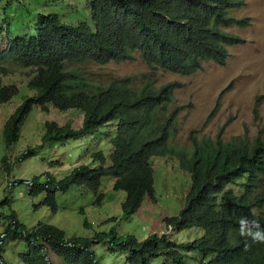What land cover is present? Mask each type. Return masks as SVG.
<instances>
[{"label":"trees","instance_id":"16d2710c","mask_svg":"<svg viewBox=\"0 0 264 264\" xmlns=\"http://www.w3.org/2000/svg\"><path fill=\"white\" fill-rule=\"evenodd\" d=\"M245 1L88 0L92 22L66 24L59 14L50 12L41 16L36 36L1 39L0 75L12 72L9 64L29 69L24 74L30 75L28 87L34 91L3 126L1 134L8 150L19 140L35 105L44 112L52 105L60 110L78 109L84 115L79 128L45 121L42 143L21 153L17 162L37 154L49 142L82 139L107 125L115 128L109 157L102 150L97 151L92 156L97 165H77L61 179L50 172H46L45 180L35 176L28 182L30 195L44 193L41 203L56 212L57 192L84 185L97 195L99 203L104 198L100 192L102 180L112 177L114 189L126 191L122 209L131 218L146 198L157 201L152 157L171 156L190 174L191 187L185 207L177 215L165 216L164 222L167 227L181 230L200 227L203 235L192 242L178 243L166 232L138 239L134 235L120 236L112 229L110 234L96 233L94 239L100 242L109 238L117 245L113 250L122 254L127 264H182L181 251L204 252L207 258L216 254L235 263L240 258L234 253L261 255L263 247H245L239 223L250 220L254 210L262 206L261 200L252 198V185L264 173V142L258 140L254 144L257 138L251 142L244 137L226 141L224 126L215 138L199 137L193 130L190 147L175 144L172 140L177 134L178 109L168 112V107L180 82L158 86L146 80L135 87L134 76L115 78L110 83L92 81L80 66L76 67L92 62L134 61L137 55L154 70L183 76L202 70L207 62L225 65L228 47L244 41L229 28L250 25L249 17L233 14ZM18 93L16 84H4L0 79V104ZM0 162L6 171L12 169L7 154ZM17 183L20 182L12 181L9 190ZM239 185L244 190L240 191ZM11 202L6 193L0 199V207ZM0 217L8 220L0 234V264H9L5 258L7 244L19 241L27 245L26 250L19 252L26 264H57L53 257L63 264H99L88 238L68 237L64 229L44 222L29 228L13 209L0 210ZM225 261L215 259L210 264Z\"/></svg>","mask_w":264,"mask_h":264},{"label":"rangeland","instance_id":"374dc122","mask_svg":"<svg viewBox=\"0 0 264 264\" xmlns=\"http://www.w3.org/2000/svg\"><path fill=\"white\" fill-rule=\"evenodd\" d=\"M50 12L59 14L66 24L77 25L83 20L92 22L88 0H0V40L36 36L41 15ZM233 14L249 17L250 25L229 28L244 41L228 47L229 57L225 65L207 62L202 70L183 76L162 69L154 70L137 55L134 61L92 62L76 64V67L80 66L79 69L92 81L110 83L115 78L134 76L135 87L142 86L146 80L157 85L180 82L182 85L175 91L174 102L168 107V112L178 109L177 134L172 140L175 144L190 147L189 136L193 130L199 137L215 138L225 124V140L238 135L249 140L264 136V0H246L243 7L233 10ZM9 66L12 72L8 76L0 75V79L4 84H16L19 93L0 104V158L7 154L9 164H12L8 172L0 162V199L7 193L12 200L10 205L0 207L2 212L15 210L29 228L44 222L64 229L68 237L88 238L99 264L127 263L122 254L113 250L117 245L109 238L100 242L94 239L98 232L110 234L115 229L120 236L134 235L138 239L154 232H166L178 242L192 241L203 235L204 230L200 227L178 232L166 228L164 217L177 215L185 207L191 187L190 174L180 167L178 159L171 156L152 157L157 201L146 198L131 218L122 209L126 191L115 190L112 177L103 178L100 192L104 193V198L99 203H96L97 195L84 185H73L67 191L57 192L59 209L56 212L41 203L44 193L35 197L30 195L28 182L35 176L45 180L46 172H50L61 179L77 165H97L92 157L97 151L102 150L109 157L113 148L110 139L115 128L107 125L82 139L49 142L37 154L17 162L21 153L42 143L45 121H54L58 125L70 123L73 128H79L84 115L78 109L60 110L52 105L48 112H44L35 105L22 126L19 140L8 150L1 134L3 126L24 98L34 94L28 87L30 75L24 74L29 69ZM223 89L225 93L217 107V98ZM15 180L20 183L9 190ZM7 224L8 220L0 217V234ZM26 248L24 241L8 243L5 258L9 264H26L19 257V252ZM198 256V252L189 254L187 264H201ZM53 259L57 264H63L56 257ZM155 261L159 263V260Z\"/></svg>","mask_w":264,"mask_h":264},{"label":"clouds","instance_id":"9594fccd","mask_svg":"<svg viewBox=\"0 0 264 264\" xmlns=\"http://www.w3.org/2000/svg\"><path fill=\"white\" fill-rule=\"evenodd\" d=\"M246 3V1H245ZM44 15V14H42ZM41 15V16H42ZM241 37V36H240ZM171 82V81H170ZM168 83V82H167ZM182 85V84H181ZM159 86V85H158ZM180 87V86H179ZM177 87V88H179ZM176 88V89H177ZM176 91V90H175ZM222 91H224L225 93V89H223ZM221 91V92H222ZM220 92V93H221ZM223 93V94H224ZM223 96V95H222ZM222 98V97H221ZM221 98L219 99V96L217 98V107L219 106L220 104V101H221ZM218 99H219V102H218ZM174 102V101H173ZM172 102V103H173ZM171 103V104H172ZM226 127V124L224 125ZM224 127V128H225ZM223 128V127H222ZM221 128V129H222ZM225 130V129H224ZM224 132V131H223ZM222 132V134H223ZM218 135V134H217ZM216 135V136H217ZM208 137V136H206ZM236 137H244L242 135H238ZM236 137H233L232 139L236 138ZM224 138V137H223ZM246 138V137H244ZM257 138V140L254 142V144L259 140V141H262L264 142V136H257L255 138H253L252 140H250L251 142H253L255 139ZM231 139V140H232ZM247 139V138H246ZM249 140V139H248ZM228 141V140H226ZM253 144V145H254ZM248 176V175H246ZM239 190L242 191L244 190V186L242 185H239L238 186ZM249 188V186L246 187V190ZM252 198L253 199H259L262 201V206L261 207H258L254 210V215H252L249 219L250 220H247V221H240L239 223V233L243 239V244L245 245V247H248V246H256L258 248L260 247H263L264 248V173L261 174L259 176V178L256 180V182L252 185ZM174 216V215H173ZM166 228L168 229H171V230H175V231H182L181 229L179 228H175L173 226H169ZM166 229L167 231H170ZM185 229H189V228H185ZM184 230V229H183ZM170 236V235H169ZM172 238V237H170ZM199 238V237H198ZM173 239V238H172ZM197 239V238H196ZM174 240V239H173ZM195 240V239H194ZM192 240V241H194ZM192 241H188V242H192ZM178 242V241H177ZM188 242H178V243H188ZM195 251H181V254L183 256L182 258V264H187L186 262V258L189 254L193 253ZM236 256H238L240 258V262L238 263H235L233 261H231L230 259L228 258H225V257H220V256H217L216 254H211L210 256H208V258L205 256V253L204 252H199V256H198V260L200 261L201 264H210V262H212L213 260H219V259H226V261L222 264H264V251L261 255L259 256H246L245 254L243 253H234ZM197 259V257H196Z\"/></svg>","mask_w":264,"mask_h":264}]
</instances>
